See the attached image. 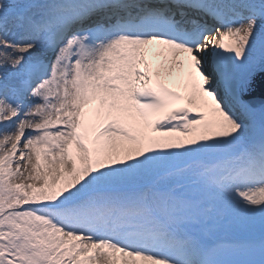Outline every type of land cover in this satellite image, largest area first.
Listing matches in <instances>:
<instances>
[{
    "label": "snow or ice",
    "instance_id": "6c2138e0",
    "mask_svg": "<svg viewBox=\"0 0 264 264\" xmlns=\"http://www.w3.org/2000/svg\"><path fill=\"white\" fill-rule=\"evenodd\" d=\"M0 264H264V0H0Z\"/></svg>",
    "mask_w": 264,
    "mask_h": 264
},
{
    "label": "bare ground",
    "instance_id": "6f19581e",
    "mask_svg": "<svg viewBox=\"0 0 264 264\" xmlns=\"http://www.w3.org/2000/svg\"><path fill=\"white\" fill-rule=\"evenodd\" d=\"M20 147L22 148L23 147V144H21Z\"/></svg>",
    "mask_w": 264,
    "mask_h": 264
}]
</instances>
